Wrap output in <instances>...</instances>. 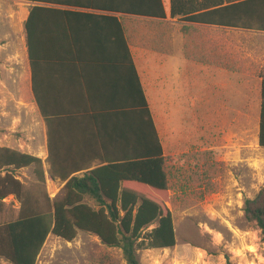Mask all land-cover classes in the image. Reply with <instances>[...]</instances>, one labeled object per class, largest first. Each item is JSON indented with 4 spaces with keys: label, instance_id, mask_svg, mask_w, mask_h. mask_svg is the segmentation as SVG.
<instances>
[{
    "label": "rangeland",
    "instance_id": "1",
    "mask_svg": "<svg viewBox=\"0 0 264 264\" xmlns=\"http://www.w3.org/2000/svg\"><path fill=\"white\" fill-rule=\"evenodd\" d=\"M25 13L21 1L0 0V146L41 158L44 182L34 166L14 175L28 193L40 200L47 193L53 201L64 195V187L49 175L47 125L30 86ZM177 29L170 26L165 53L136 55L150 75L148 87L167 157L168 202L176 236L173 248L139 249L140 263L264 264L260 231L243 211L244 199L264 186V148L258 144L264 37L240 30L220 34L218 29V61L235 69L222 73L220 84L214 86L207 70L195 68L208 65L205 55L191 47L174 52L186 40ZM175 65H184L179 78L170 75ZM5 172L0 169L1 175ZM4 201L20 207L14 196ZM0 264H6L3 258ZM36 264L126 263L121 249L78 230L72 241L49 235Z\"/></svg>",
    "mask_w": 264,
    "mask_h": 264
},
{
    "label": "crops",
    "instance_id": "2",
    "mask_svg": "<svg viewBox=\"0 0 264 264\" xmlns=\"http://www.w3.org/2000/svg\"><path fill=\"white\" fill-rule=\"evenodd\" d=\"M18 1L26 6L24 22L30 7H43L31 16L30 78L35 97L52 119V165L88 167L75 175L146 152L150 146V127L139 84L161 138L148 87V67L139 65L136 55L165 53L170 47V26H177L178 36L186 39L174 52L183 53L191 47L194 53L205 55L208 65L194 66L207 70L214 86L220 84L222 73L235 69L234 65H226V61L224 65L218 61L221 48L218 29L220 34L240 30L264 37L260 31L171 18V0H162L164 19L122 12L121 7L126 3L137 6L140 0H52L48 5ZM121 26L127 47L122 41ZM127 48L134 65L129 63ZM261 65L262 82L264 58ZM183 67L175 65L170 75L179 78ZM167 68L164 65V74ZM224 102L227 101L224 99ZM229 108L232 110V106ZM56 181L62 182L63 187L66 184L59 178Z\"/></svg>",
    "mask_w": 264,
    "mask_h": 264
},
{
    "label": "trees",
    "instance_id": "3",
    "mask_svg": "<svg viewBox=\"0 0 264 264\" xmlns=\"http://www.w3.org/2000/svg\"><path fill=\"white\" fill-rule=\"evenodd\" d=\"M22 1L52 4V0ZM208 1L171 0L170 17H178L187 23L264 32V0ZM140 2L137 6L126 3L121 10L132 15L166 17L162 0ZM40 8L43 7H30V14L23 23L31 71V16ZM121 37L127 47L123 26ZM127 55L130 65H134L128 48ZM30 81L35 103L47 125L49 175L52 180L59 178L66 184L61 198L52 201L44 193L41 200L37 199L26 191L14 172L34 166L39 181L44 182L41 158L0 146V169H6L4 175L0 174V258L6 264H36L49 235L72 241L78 230L98 236L109 247L121 249L126 264H141L139 249L173 248L176 236L168 202L167 157L142 86L139 84V91L150 127V146L146 152L139 157L111 162L75 175L88 167L52 165V119L35 97L33 79ZM260 100L258 144L264 148V78L260 85ZM8 196H14L20 207L5 202ZM243 211L246 220L259 229L264 242V186L253 197L244 199Z\"/></svg>",
    "mask_w": 264,
    "mask_h": 264
}]
</instances>
